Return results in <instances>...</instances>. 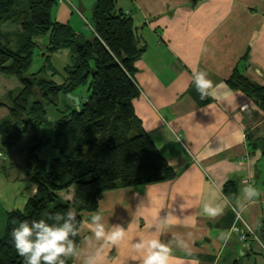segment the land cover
<instances>
[{
  "label": "crops",
  "instance_id": "crops-1",
  "mask_svg": "<svg viewBox=\"0 0 264 264\" xmlns=\"http://www.w3.org/2000/svg\"><path fill=\"white\" fill-rule=\"evenodd\" d=\"M95 1L57 0L51 16L91 40ZM115 3L132 18L137 44L143 47L135 61L134 81L139 88L132 101L135 115L176 175L102 192L98 209L84 213L79 245L85 251L100 246L87 228L90 217L100 213L109 228L114 224L128 228V237L111 248L105 264H141L132 247L135 238L156 235L160 219L171 212L170 226L160 238L167 241L176 233L191 248V255L175 249L171 264H264V111L227 82L238 68L264 86V0ZM49 36L43 35L47 44L42 51ZM53 55L65 61L63 73L74 60L70 48L54 51L47 61ZM194 72L207 74L214 85L212 96L200 98L192 83ZM18 156L25 165L22 147ZM26 176L32 182L31 174ZM229 182L233 191L226 190ZM247 184L255 185L262 195L247 201L243 193ZM35 191L36 184H30L28 198ZM64 192L71 197H64ZM59 194L71 200L72 188ZM206 202L224 211L216 217L203 215ZM245 224L257 238L246 235ZM66 264L79 261L68 259Z\"/></svg>",
  "mask_w": 264,
  "mask_h": 264
},
{
  "label": "trees",
  "instance_id": "trees-1",
  "mask_svg": "<svg viewBox=\"0 0 264 264\" xmlns=\"http://www.w3.org/2000/svg\"><path fill=\"white\" fill-rule=\"evenodd\" d=\"M57 0H0V74L17 78L21 89L10 97L8 118L0 121V171L2 148L13 146L25 134L22 152L36 184L34 195L22 208L6 213L0 237V264H22L11 231L21 222L48 219L50 212L76 213L80 226L84 213L98 209L102 192L171 180L175 170L160 153L137 119L132 101L139 95L134 81L139 47L133 20L116 8L115 0H96L91 40L53 19ZM5 25L13 30L4 31ZM49 33L47 58L54 51L70 48L71 65L56 83L44 68L30 72L38 38ZM15 38V43L9 37ZM228 84L250 96L264 111V86L235 68ZM88 85L89 95L77 110L73 105L57 120L51 136L38 134L37 125L47 115L46 104H58L61 93L74 94ZM64 111V110H63ZM31 129L34 133L27 134ZM58 155L45 161L42 147ZM227 183L226 190L233 191ZM72 188L71 200L59 194ZM61 223L63 221H60ZM79 244V235L74 237Z\"/></svg>",
  "mask_w": 264,
  "mask_h": 264
},
{
  "label": "clouds",
  "instance_id": "clouds-1",
  "mask_svg": "<svg viewBox=\"0 0 264 264\" xmlns=\"http://www.w3.org/2000/svg\"><path fill=\"white\" fill-rule=\"evenodd\" d=\"M192 83L202 100L213 95V82L204 72H194ZM247 201L259 198L262 193L253 184L243 188ZM202 214L208 217L220 215L224 208L206 202ZM172 213L160 219L159 231L151 237L135 238L133 249L139 254L141 264H171L175 249H182L191 255L189 242L176 233H172L167 241L160 237L170 226ZM56 222L48 219H33L21 222L11 231L12 242L16 253L22 257V264H66L68 259L78 260L79 264H105L108 252L119 247L128 237V228L122 224H114L109 228L104 216L96 213L90 217L87 228L99 247L85 251L74 239L79 233V221L75 212L55 211L47 214ZM60 221H63L62 223ZM91 244V241H90Z\"/></svg>",
  "mask_w": 264,
  "mask_h": 264
},
{
  "label": "rangeland",
  "instance_id": "rangeland-1",
  "mask_svg": "<svg viewBox=\"0 0 264 264\" xmlns=\"http://www.w3.org/2000/svg\"><path fill=\"white\" fill-rule=\"evenodd\" d=\"M3 30L11 32L13 30V26L5 25ZM86 30H88V28ZM9 39L13 40L12 44L15 43V38L13 36H10ZM41 39H43V41H41L42 44L38 43L39 46L35 48L32 58V64L29 69L30 72H35L42 67L47 72V75L51 76L53 80L63 79V66L65 61L62 59H57L56 57H54V55L52 59H49L47 61V57L45 56L46 49H44L43 51L41 50L43 46H46L47 42L43 36ZM53 69L56 71V73L54 74L53 72H51ZM20 89L21 84L16 77L3 73L0 74V121L8 118L10 97L16 95V93ZM89 93L90 90L88 89V85L86 84L84 86L78 87L75 90V94L73 95L78 96L80 103L82 104ZM58 101L59 102L56 105L51 103L46 104L47 115L46 118L37 125L36 130L38 131V134L51 136L53 134L54 126L57 120L65 112L63 111V107H66L68 104L75 106L73 100L68 97L67 94L61 93L59 95ZM33 133L34 132L31 129L27 130V134ZM25 136L26 135L24 134L21 137L22 140H18L14 143L13 146H5V148L3 147L1 149L2 153L4 154V157H1V161L3 162L4 166L0 171V237L4 233V223L6 213L8 212L7 210L16 209L17 207H19L18 205H20L21 201H24L25 203L29 197L30 184H34L26 176V174H28V176L30 175L29 167H27L26 165H22L20 162L21 157L18 156V148L22 147V145L24 144L23 141H25ZM53 153L58 154V151L55 148L45 146L39 150L38 156L45 161H50V159L56 156L53 155ZM10 164H13V167L6 168V166ZM5 182H7L8 185H6ZM63 195L64 197H71V194L67 192H64Z\"/></svg>",
  "mask_w": 264,
  "mask_h": 264
},
{
  "label": "water",
  "instance_id": "water-1",
  "mask_svg": "<svg viewBox=\"0 0 264 264\" xmlns=\"http://www.w3.org/2000/svg\"><path fill=\"white\" fill-rule=\"evenodd\" d=\"M67 95H68V97H70L73 100V102L75 104V108L77 110H79L80 109V100H79V97L78 96H75V95H73L71 93H67Z\"/></svg>",
  "mask_w": 264,
  "mask_h": 264
},
{
  "label": "built area",
  "instance_id": "built-area-1",
  "mask_svg": "<svg viewBox=\"0 0 264 264\" xmlns=\"http://www.w3.org/2000/svg\"><path fill=\"white\" fill-rule=\"evenodd\" d=\"M89 28L92 30V27L90 25H89ZM1 155L2 154L0 153V156ZM239 219H240V216H239ZM245 231H246V235H250V236L257 238L256 233L246 224H245Z\"/></svg>",
  "mask_w": 264,
  "mask_h": 264
}]
</instances>
